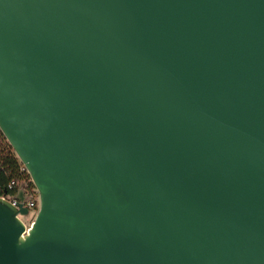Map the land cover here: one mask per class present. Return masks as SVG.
<instances>
[{"label":"water","instance_id":"1","mask_svg":"<svg viewBox=\"0 0 264 264\" xmlns=\"http://www.w3.org/2000/svg\"><path fill=\"white\" fill-rule=\"evenodd\" d=\"M0 129V264H264V0H0Z\"/></svg>","mask_w":264,"mask_h":264},{"label":"trees","instance_id":"2","mask_svg":"<svg viewBox=\"0 0 264 264\" xmlns=\"http://www.w3.org/2000/svg\"><path fill=\"white\" fill-rule=\"evenodd\" d=\"M11 183L15 185L10 187ZM20 189L37 193L27 169L0 129V197L16 196Z\"/></svg>","mask_w":264,"mask_h":264},{"label":"built area","instance_id":"3","mask_svg":"<svg viewBox=\"0 0 264 264\" xmlns=\"http://www.w3.org/2000/svg\"><path fill=\"white\" fill-rule=\"evenodd\" d=\"M14 185H15L14 183H11L10 187ZM25 195H26V200L23 202H20L16 198V196H1V197L10 201L16 207L19 206L18 204H16V202L19 204L22 203L23 207H26L29 209V215H30L32 209L39 210V195H38V192L36 193V192H31V191H28V192L25 191ZM20 217L24 220L25 216H20ZM25 223L28 227L30 226V224H28L27 222Z\"/></svg>","mask_w":264,"mask_h":264},{"label":"rangeland","instance_id":"4","mask_svg":"<svg viewBox=\"0 0 264 264\" xmlns=\"http://www.w3.org/2000/svg\"><path fill=\"white\" fill-rule=\"evenodd\" d=\"M37 213H38L37 209H32L30 215L24 217V221L27 222L28 224H31L35 219Z\"/></svg>","mask_w":264,"mask_h":264}]
</instances>
